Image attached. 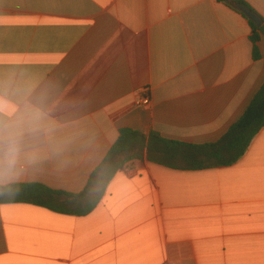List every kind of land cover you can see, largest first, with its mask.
<instances>
[{"label":"crops","instance_id":"0c3cea01","mask_svg":"<svg viewBox=\"0 0 264 264\" xmlns=\"http://www.w3.org/2000/svg\"><path fill=\"white\" fill-rule=\"evenodd\" d=\"M251 34L218 0H0V186L82 193L122 129L219 142L264 85ZM0 264H264V128L231 166L130 162L85 216L1 205Z\"/></svg>","mask_w":264,"mask_h":264},{"label":"trees","instance_id":"16d2710c","mask_svg":"<svg viewBox=\"0 0 264 264\" xmlns=\"http://www.w3.org/2000/svg\"><path fill=\"white\" fill-rule=\"evenodd\" d=\"M241 14L249 23L254 60L261 59L259 42L264 37L263 18L243 0H218ZM243 6L262 22L257 26L239 8ZM264 128V85L243 117L217 143L190 145L161 137L158 133L144 135L122 129L115 145L103 163L91 175L86 189L79 194L56 191L41 184L0 186V206L9 203H29L49 210L78 216L90 214L99 204L114 175L130 162L147 156L150 162L167 166L184 165L193 170L216 166H231L247 152L253 139Z\"/></svg>","mask_w":264,"mask_h":264},{"label":"water","instance_id":"95a60500","mask_svg":"<svg viewBox=\"0 0 264 264\" xmlns=\"http://www.w3.org/2000/svg\"><path fill=\"white\" fill-rule=\"evenodd\" d=\"M238 8L251 20L253 21L257 26H261L262 22L261 20L253 14L251 11H249L247 8L243 6H238Z\"/></svg>","mask_w":264,"mask_h":264},{"label":"built area","instance_id":"2783aa9c","mask_svg":"<svg viewBox=\"0 0 264 264\" xmlns=\"http://www.w3.org/2000/svg\"><path fill=\"white\" fill-rule=\"evenodd\" d=\"M143 104L144 105H149L150 104V99L149 98H144L143 99Z\"/></svg>","mask_w":264,"mask_h":264}]
</instances>
